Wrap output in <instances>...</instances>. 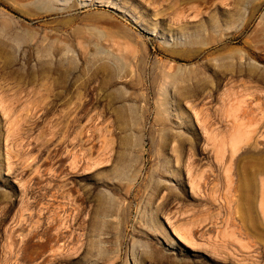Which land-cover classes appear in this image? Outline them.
<instances>
[{
    "label": "rangeland",
    "instance_id": "374dc122",
    "mask_svg": "<svg viewBox=\"0 0 264 264\" xmlns=\"http://www.w3.org/2000/svg\"><path fill=\"white\" fill-rule=\"evenodd\" d=\"M69 1L0 0V264H264V0Z\"/></svg>",
    "mask_w": 264,
    "mask_h": 264
},
{
    "label": "bare ground",
    "instance_id": "6f19581e",
    "mask_svg": "<svg viewBox=\"0 0 264 264\" xmlns=\"http://www.w3.org/2000/svg\"><path fill=\"white\" fill-rule=\"evenodd\" d=\"M38 1H42V2L51 1L52 4L56 3V0H38ZM81 1H84V0H81ZM249 1H252L251 5L253 6V9H254L257 1H259V0H235V2L239 5H243L247 2L249 3ZM69 2H70L69 0H65L64 5L69 3ZM47 8H49V6ZM53 10H54V8H53ZM53 10H51V11H53ZM230 16H231V14H229V17ZM232 20L233 19H231V21ZM235 51L236 52H234V53H230V55L233 54V57H232L233 63H234V65H241L242 64V58H244L243 53L239 49H237V50L235 49ZM235 53L239 54V56L234 57ZM103 67L105 68L104 65H103ZM252 71H254V70H252ZM182 74H183V72H182ZM181 91H182V88L178 91V95L181 94ZM180 112H181L180 107L178 106L177 103H175L174 100H170V99H166L165 101L162 100L161 103L159 104V106L157 107V121L161 122L164 125H166V124L168 125L169 122L166 119V116L164 115V113H166L167 116L171 117V115L173 113H175V115L178 116V113H180ZM181 114H182V112H181ZM168 130H172V127L171 128L169 127ZM180 134H181L180 132H179V134L176 133V137H178V136L181 137L182 135L180 136ZM232 159H233V157H232ZM241 159H242V157L237 158V163L240 162ZM237 173L239 175V178L244 174V178L242 177L239 180L241 190H242V197H243L242 198L243 202L241 203V206H243V209H245L244 211H246L245 215H243V216H245V219H242V220H245L248 227L250 229H252L256 235L258 234L259 236L264 237V229H262V224H264V223L260 219L261 217H259L258 215L255 214L256 210H258V209H256V207H257V205H256V203H257L256 202V194H257V192H259V190L261 191V194L263 196V198H262L263 204L261 202V205H262V208H264V182H263L264 181V153L254 155L252 161L247 166H242V168L239 171H237ZM261 177L263 179H260ZM259 182L262 184L261 188H259ZM180 239L182 240V238H180Z\"/></svg>",
    "mask_w": 264,
    "mask_h": 264
}]
</instances>
